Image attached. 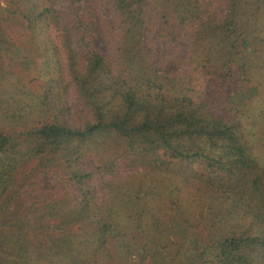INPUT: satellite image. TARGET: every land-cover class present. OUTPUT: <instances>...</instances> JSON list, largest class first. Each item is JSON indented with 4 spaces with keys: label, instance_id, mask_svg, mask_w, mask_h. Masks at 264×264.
<instances>
[{
    "label": "trees",
    "instance_id": "16d2710c",
    "mask_svg": "<svg viewBox=\"0 0 264 264\" xmlns=\"http://www.w3.org/2000/svg\"><path fill=\"white\" fill-rule=\"evenodd\" d=\"M1 8L0 264H264V0Z\"/></svg>",
    "mask_w": 264,
    "mask_h": 264
},
{
    "label": "rangeland",
    "instance_id": "374dc122",
    "mask_svg": "<svg viewBox=\"0 0 264 264\" xmlns=\"http://www.w3.org/2000/svg\"><path fill=\"white\" fill-rule=\"evenodd\" d=\"M9 6V0H0V11H2L1 7ZM0 30H5V40L2 42V46L6 54H11L13 50H16L19 48H23L22 41L26 39L27 37V30L23 29L22 27L13 24V25H6V24H0ZM28 51V50H27ZM30 56L33 55V50L29 49ZM16 61H9L8 55H5L3 52L0 51V81L3 78L4 75L9 76V74H15L16 75H23L28 78V76H31L30 70H24L19 65L15 63ZM29 84V83H28ZM263 141H264V134L262 135ZM264 151V147L262 146V152ZM55 182H46V184H43V187L50 188V189H57L59 186L55 184ZM47 193V192H46ZM45 193V194H46ZM19 202L18 210H23L25 204Z\"/></svg>",
    "mask_w": 264,
    "mask_h": 264
}]
</instances>
